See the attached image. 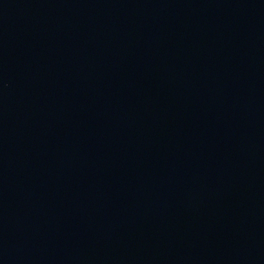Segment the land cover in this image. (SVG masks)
Here are the masks:
<instances>
[{
	"label": "water",
	"instance_id": "1",
	"mask_svg": "<svg viewBox=\"0 0 264 264\" xmlns=\"http://www.w3.org/2000/svg\"><path fill=\"white\" fill-rule=\"evenodd\" d=\"M0 264H264V0H0Z\"/></svg>",
	"mask_w": 264,
	"mask_h": 264
}]
</instances>
